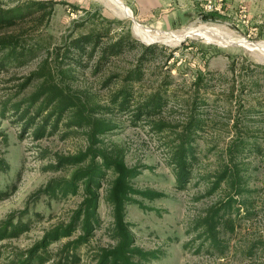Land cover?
<instances>
[{"label":"rangeland","instance_id":"1","mask_svg":"<svg viewBox=\"0 0 264 264\" xmlns=\"http://www.w3.org/2000/svg\"><path fill=\"white\" fill-rule=\"evenodd\" d=\"M55 1L48 18L30 36V42L39 39L49 46V52L45 49L26 64L12 65L0 72V130L3 132L0 149L9 162L8 169L0 173V187L10 190L8 196L0 199V220L11 211L24 209L20 218L28 221L30 226L18 236L0 240V243H5L0 247V264H11L9 252L13 254L32 245L45 229L69 218L82 198L81 193L51 198L36 194V190L51 177L69 175L73 168L52 170L45 167L54 153L74 154L91 145L87 136L89 128L65 127L63 122H59V128L53 133L34 136L32 126L23 128V120L18 118V110H14L11 103L19 101L20 106L26 104L31 93L41 83L50 80L58 82L66 93L78 94L90 104L106 103L110 92L122 84L120 75L107 77L121 74L135 61L138 50L122 54L97 73L92 71L91 61L76 73L75 79L62 80L56 71L51 70L48 76L32 78L24 88L20 83L41 65L45 56L48 61L44 66L54 67V47L58 43L78 33L102 27L108 19L121 21L119 24L113 22L116 27L110 34L115 36L129 28L133 36L143 42L149 41L135 31L137 23L151 36L154 35L153 40L157 41L152 42L167 45L165 53L172 51L166 63L164 54L151 59L148 74L134 84L139 94L151 90L166 77L171 78L168 86L171 97L161 116L164 121L178 123L183 120L196 76H203L202 83L208 82L206 91L204 87L199 91L207 96L205 109L212 124L199 132L198 159L192 178L182 189L175 187L174 174L165 160L167 150L164 142L170 138L167 131L155 132L146 124H130L125 115L105 116H111L110 119L119 126L103 134L104 140L120 144L125 150V163L138 165L141 169L132 179L133 185L162 193L153 199L135 196L143 207L135 202L126 204L125 217L131 223L135 242L144 248L163 251V256L153 260V264H264V68L255 65L264 64V50L250 49L231 41L232 38H241L253 44L264 43V0H213L216 7L213 10L204 8L206 0H164L166 17L157 12L150 15V9L146 10L148 3H144L143 10L136 0H119L130 9V16H124L105 0ZM31 23L32 20H26L19 27L24 28ZM191 27H200L205 33L185 35L176 43L168 41L169 33H180ZM245 69L252 72L250 76ZM95 115L100 116L99 113ZM237 117L240 121L237 127L245 129L242 130L243 136L247 137L253 131L263 146V152L251 150L244 157L248 167L247 187L251 189L253 200L249 211L254 212L245 213L246 209L241 206L239 213H233V229H221L226 247L218 251L202 243L194 225L205 208L225 197L228 190L222 182L210 191L212 181L228 157L227 144L240 131L232 125ZM72 128H78L80 132L64 135ZM108 176L112 177L110 173ZM12 183H15L13 190ZM99 192L97 209L101 225L95 229L89 242L80 247L82 264L90 262L93 247L112 242L107 232L112 208L104 198V189L100 188ZM58 243H51L49 249H55ZM198 246L200 249L197 251Z\"/></svg>","mask_w":264,"mask_h":264},{"label":"trees","instance_id":"2","mask_svg":"<svg viewBox=\"0 0 264 264\" xmlns=\"http://www.w3.org/2000/svg\"><path fill=\"white\" fill-rule=\"evenodd\" d=\"M55 0H0V72L12 65H23L37 57L49 46L35 40L30 42L52 12ZM32 20V23L20 28V23ZM119 19H108V23L85 32L78 33L70 39H64L54 47V67H45L48 61L45 56L41 65L33 70L20 85L24 88L32 78L50 75L51 70L62 80L75 79L76 73L93 61L92 71L97 73L110 65L113 60L126 52L138 50L135 61L124 69L119 76L121 86L110 92L106 103H88L75 93H66L55 81L41 83L31 93L28 102L19 105L11 103L18 110V118L23 120V128L33 127V135L40 137L46 132L53 133L59 122L65 127L77 126L89 128L87 136L91 145L74 154L54 153L45 167L57 170L73 167L69 175L51 177L36 190V194H44L51 198H62L68 194L81 193L82 198L71 211L69 218L45 229L40 238L32 245L19 249L11 255V264H82L80 247L87 244L94 235L95 229L101 225L98 212L99 189H104V198L112 208V220L107 232L112 242L107 245L93 247L90 262L87 264H153L152 261L163 256L160 248H144L135 242L131 223L126 219V204H141L135 196L149 199L159 197L162 193L155 189L138 188L132 179L140 173L138 165H127L124 160V148L116 142H106L103 134L118 127L112 121V115H125L130 124H146L155 132L167 131L170 138L164 144L167 150L166 163L171 167L175 179V187L182 189L192 178L195 162L198 159L197 137L199 132L212 124L208 118L205 93L200 88L208 87L202 83L203 76H196L192 81L194 90L190 94V103L184 110L183 120L178 123L164 121L161 116L169 104V77L147 92L137 93L135 83L145 78L149 71L151 59L164 54V63L172 56V51L165 53L167 45L158 42L145 43L133 36L130 29L110 34L113 24ZM31 36V37H30ZM52 62V61H51ZM232 64L234 61L231 62ZM264 68V64L255 63ZM148 67V69H147ZM247 69V68H246ZM245 69V70H246ZM250 74L252 72L245 71ZM252 82V81H251ZM256 80V84H257ZM245 83H243V86ZM188 98V100H189ZM36 105L34 103L38 102ZM34 107H33V105ZM33 109H31L32 107ZM99 113L100 116L95 115ZM111 115L109 117H105ZM37 118V120H36ZM238 117L232 125L240 131L230 139L226 147L227 158L221 170L211 184V190L218 188L222 182L228 187L225 197L207 206L204 212L195 219V230L206 246L218 251L226 247V240L221 235L222 228L233 229V213H239L243 206L245 213L253 207L251 189L247 187V161L244 157L250 151H262L261 143L254 132L243 136L242 127L238 126ZM68 129L64 135L80 132L79 129ZM247 130V129H246ZM3 132L0 130V136ZM249 136H254L250 138ZM98 143V144H97ZM9 162L0 149V173L8 169ZM112 175L109 177L108 175ZM105 183H107L105 185ZM15 188L12 183L11 190ZM10 190L0 187V199L8 196ZM24 209L11 211L0 220V240L18 236L30 228L28 221L20 215ZM16 216V217H15ZM53 242H59L55 249H49ZM5 243H0V247ZM200 249L198 246L197 251ZM1 250V249H0ZM2 251H0L1 255ZM48 260V262H45Z\"/></svg>","mask_w":264,"mask_h":264},{"label":"bare ground","instance_id":"3","mask_svg":"<svg viewBox=\"0 0 264 264\" xmlns=\"http://www.w3.org/2000/svg\"><path fill=\"white\" fill-rule=\"evenodd\" d=\"M109 5H111L112 7L118 9L124 16H130L131 15V11L128 7H126L122 2H120L119 0H105ZM136 22V21H134ZM134 29L137 33H142L141 35L147 37L146 40H153V36H151L148 31L143 28L141 25L139 24H135L134 25ZM205 33V30L200 28V27H191V28H188L180 33H169L168 34V41H179L181 39H183V37L185 35H189V34H198V35H202ZM164 39V38H163ZM231 41H236L238 43H241L245 46H247L248 48L250 49H256L257 50H264V43H257V44H253L249 41H246V40H243L241 38H236V39H231ZM175 42V43H176Z\"/></svg>","mask_w":264,"mask_h":264},{"label":"crops","instance_id":"4","mask_svg":"<svg viewBox=\"0 0 264 264\" xmlns=\"http://www.w3.org/2000/svg\"><path fill=\"white\" fill-rule=\"evenodd\" d=\"M136 2L140 4V6L143 8V10H145L144 3H148L146 10H148V8L150 9V15L152 13H156L157 12L158 14L161 13L163 17H166V13L167 12L165 10L167 9V7H165L163 5V4H166V1H164V0H136ZM139 10H140V8H139Z\"/></svg>","mask_w":264,"mask_h":264},{"label":"built area","instance_id":"5","mask_svg":"<svg viewBox=\"0 0 264 264\" xmlns=\"http://www.w3.org/2000/svg\"><path fill=\"white\" fill-rule=\"evenodd\" d=\"M204 8H205L206 10H213V9H215L216 7H215V5H214L213 0H206V2L204 3Z\"/></svg>","mask_w":264,"mask_h":264},{"label":"water","instance_id":"6","mask_svg":"<svg viewBox=\"0 0 264 264\" xmlns=\"http://www.w3.org/2000/svg\"><path fill=\"white\" fill-rule=\"evenodd\" d=\"M132 19H133V21H136V20H134V18H132ZM152 41H157V40H150V41H144V42L149 43V42H152Z\"/></svg>","mask_w":264,"mask_h":264}]
</instances>
